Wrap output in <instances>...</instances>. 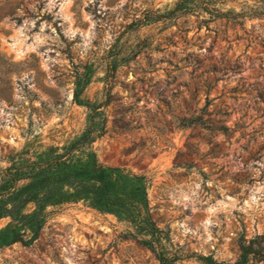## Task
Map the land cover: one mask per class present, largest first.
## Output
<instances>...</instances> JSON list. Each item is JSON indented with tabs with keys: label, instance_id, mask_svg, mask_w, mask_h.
<instances>
[{
	"label": "rangeland",
	"instance_id": "obj_1",
	"mask_svg": "<svg viewBox=\"0 0 264 264\" xmlns=\"http://www.w3.org/2000/svg\"><path fill=\"white\" fill-rule=\"evenodd\" d=\"M178 1L0 0V175L66 153L139 201L65 186L0 264H264V0Z\"/></svg>",
	"mask_w": 264,
	"mask_h": 264
},
{
	"label": "trees",
	"instance_id": "obj_2",
	"mask_svg": "<svg viewBox=\"0 0 264 264\" xmlns=\"http://www.w3.org/2000/svg\"><path fill=\"white\" fill-rule=\"evenodd\" d=\"M183 2L186 3L187 0ZM211 10L216 11L217 16L223 14L215 8ZM65 154L54 153L45 160L33 161L25 167L7 168L0 175V219L10 218L9 229L12 232L10 237L1 238L0 245L12 243L17 239L22 243H30L36 239L45 222L46 206L62 202L66 196L63 192L65 186H73L78 192L89 194L90 205L98 210L123 211L127 216L137 218V198L133 194L126 197L113 194L116 191L114 168L92 164L89 161L74 165L67 161ZM138 189L139 186L136 187V190ZM28 204L34 206L29 213L23 211ZM140 222L145 224L146 219ZM27 228L30 229L29 232H26ZM28 233H31L30 238L27 237ZM250 247H243L241 258L233 263H217L212 260V264H246L245 254ZM159 261L160 264H167L162 256H159Z\"/></svg>",
	"mask_w": 264,
	"mask_h": 264
}]
</instances>
